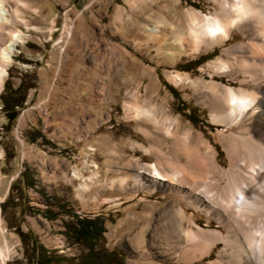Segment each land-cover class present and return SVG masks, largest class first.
Masks as SVG:
<instances>
[{
  "label": "rangeland",
  "instance_id": "rangeland-1",
  "mask_svg": "<svg viewBox=\"0 0 264 264\" xmlns=\"http://www.w3.org/2000/svg\"><path fill=\"white\" fill-rule=\"evenodd\" d=\"M18 1L26 25L11 23L9 29L20 30L23 41L12 53L0 90L13 91L22 83L19 94L9 95L13 100L25 96L9 124L0 99V205L9 197L5 208L0 207L4 263L36 264L31 245L39 243L69 264L85 257L82 241L64 235L63 222L73 218L59 212L58 204L79 218L101 219L103 233L94 249L116 251V258L103 259L106 263L207 264L214 259L221 243L190 261L178 260L177 252L166 255L162 239L152 248L150 227L163 221L161 209L177 198L176 191L162 183L149 186L145 179L139 184L130 178L121 181V171L147 169L153 162L145 148L156 132L143 116L134 115V102L177 123L178 136L188 131L190 141L200 137L209 143L216 162L227 165L215 136L247 126L255 109L241 113L232 128L213 122L200 99V84L227 82L213 62L220 48L243 41V32L233 28L223 45L195 50L186 41L178 44L168 28L175 21L185 29L186 12L219 15L221 0H7L5 7L10 12ZM199 57L202 62L189 65L188 71L174 68ZM189 112L197 124L187 118ZM36 133L45 140L35 139ZM164 141L166 149L169 142ZM180 204L198 226L220 228L201 210L182 200ZM44 213L60 214L49 220ZM17 226L25 233V244Z\"/></svg>",
  "mask_w": 264,
  "mask_h": 264
},
{
  "label": "bare ground",
  "instance_id": "bare-ground-1",
  "mask_svg": "<svg viewBox=\"0 0 264 264\" xmlns=\"http://www.w3.org/2000/svg\"><path fill=\"white\" fill-rule=\"evenodd\" d=\"M6 1L0 0V90L12 53L23 41L20 30L9 26L26 25L18 13L19 1L10 12ZM218 7L219 15L186 12L185 29L174 21L169 22V32L178 44L186 41L195 50L223 45L233 28L243 32L244 40L220 48L213 62L215 72L229 79L226 83L210 79L200 84V99L213 122L232 128L239 124L237 117L241 113L255 109L253 119L236 131L215 136L227 159V165L221 167L209 143H203L200 137L190 141L188 131L178 136L177 123L163 118L158 109L146 103L134 102V115L143 116L156 132L150 135L153 142L144 147L145 152L152 154L153 162L147 169H121V181L130 178L139 184L145 179L149 186L162 183L176 191L177 198L161 209L163 221L150 227L152 248L162 239L166 255L177 252L178 260L190 261L203 257L221 243L216 257L207 264H264V0H221ZM217 25L220 31L210 35L209 27ZM176 79L183 80L180 76ZM166 139L169 143L165 149ZM181 200L214 218L220 228L198 226L193 215L186 214ZM142 230L137 233V247L141 245ZM6 251L4 243L0 247L2 264ZM158 253L156 257H162Z\"/></svg>",
  "mask_w": 264,
  "mask_h": 264
},
{
  "label": "trees",
  "instance_id": "trees-1",
  "mask_svg": "<svg viewBox=\"0 0 264 264\" xmlns=\"http://www.w3.org/2000/svg\"><path fill=\"white\" fill-rule=\"evenodd\" d=\"M192 5H195V3H190ZM202 62V60H200V57L195 59V60H189V61H185L184 63H178L175 64L174 68L177 70H183V71H188L190 68H188L189 65H199ZM33 85H29L26 88H30ZM167 88L170 90V92H173V89L171 86L167 85ZM22 89V83H19L18 86L13 90V91H7L4 93H0V99H1V109L4 112L8 124L11 123L17 116V110L16 107L20 106L21 103L24 101L25 96L24 95H20L19 99L13 100L10 99V93L12 96L19 94L20 91ZM18 98V97H16ZM192 113L189 112L187 115V118L193 123V124H197L198 121H195L192 117ZM37 132V131H35ZM36 137L37 138H41L42 141L45 140V138L40 135L39 133H36ZM20 179L23 182H26V186L28 187H33V184L28 182L27 179H24L23 174H19ZM9 199V197L7 198ZM6 199V202H7ZM6 202L4 201L0 207L1 210H3L6 206ZM56 207L58 208L59 212L68 215L70 218H73V220H68V221H64L63 222V226H64V230L63 233L65 236H67L68 238H70L73 242H81L78 241L76 238L73 237L72 233H74L75 235H79L81 237H83L85 235V233H87V229L89 228V225H93V230H94V239L91 242H84L82 241V243L86 246L87 250L85 253V257H81L75 264H118V263H106V261H103V259L105 260V254L106 251L103 249H94V241H97L98 238L101 236V234L103 233V226H102V221L99 217H94V218H79L77 215H75L74 213H72L71 211L65 209L63 207L62 204H58L56 205ZM48 210V209H47ZM28 211H30V209H28ZM31 212V211H30ZM46 212H49L46 211ZM60 213H54L53 217H49V213H44V218L52 220L53 218H55L56 216H58ZM16 232L19 235L20 239L22 240V242L25 244V240L23 239V237L25 236V233H23V231L20 230L19 226L16 227ZM73 237V238H72ZM31 252L34 255V260L36 264H69V259H65V258H61L60 255L56 256L53 255L52 251L47 250L43 244L39 243L36 246H34L33 244L31 245ZM111 254H116V251H108ZM120 256V254H119ZM89 257L93 258L92 260L89 261ZM121 258V257H120ZM120 261V259H119ZM64 262V263H63Z\"/></svg>",
  "mask_w": 264,
  "mask_h": 264
},
{
  "label": "flooded vegetation",
  "instance_id": "flooded-vegetation-1",
  "mask_svg": "<svg viewBox=\"0 0 264 264\" xmlns=\"http://www.w3.org/2000/svg\"><path fill=\"white\" fill-rule=\"evenodd\" d=\"M72 235L78 241L91 242L95 238L94 237L93 225H89V228L87 229V233H85V235L83 237H81L79 235H75L74 233H72ZM104 256H105V258H110V259L116 258V254H111L108 251L106 252V254ZM92 259L93 258L89 257V261L92 260Z\"/></svg>",
  "mask_w": 264,
  "mask_h": 264
},
{
  "label": "snow or ice",
  "instance_id": "snow-or-ice-1",
  "mask_svg": "<svg viewBox=\"0 0 264 264\" xmlns=\"http://www.w3.org/2000/svg\"><path fill=\"white\" fill-rule=\"evenodd\" d=\"M210 35H216L218 31H220L219 26L209 27L208 29Z\"/></svg>",
  "mask_w": 264,
  "mask_h": 264
}]
</instances>
